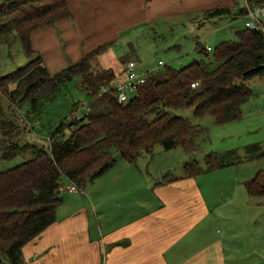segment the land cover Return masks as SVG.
Wrapping results in <instances>:
<instances>
[{"label":"trees","instance_id":"trees-1","mask_svg":"<svg viewBox=\"0 0 264 264\" xmlns=\"http://www.w3.org/2000/svg\"><path fill=\"white\" fill-rule=\"evenodd\" d=\"M248 2L253 5L264 0ZM209 11L215 16L230 13L228 8L219 7ZM247 13V7L240 8L233 18ZM70 15L67 0L0 3V34L14 31L30 57L25 65L0 76V94L7 100L8 110L20 109L28 102L31 112H39L62 85L77 75L82 77V88L93 97L89 112L76 114L49 132L47 145L14 141L19 125L13 118L7 119L0 106V158L31 151L28 159L0 171V264H25L23 246L56 221L62 186L67 182L84 189L87 182L115 164V151L130 162L144 153H153L157 144L165 149L182 146L187 153L194 154L199 147L197 138L204 129L174 110L192 106L196 116L209 113L218 124L239 119L243 105L253 95L250 80L264 76V32L244 27L236 31V40L222 41L216 46L215 67L205 66L204 58L180 68L168 65L149 76L138 86L136 94L122 103L115 89L100 95L102 87L118 77L113 68H93L94 59L111 42L99 45L55 73L36 54L32 44L34 31ZM196 45L200 53L209 55L207 47L200 42ZM125 56H121L123 63L130 60H125ZM193 83L197 85L192 86ZM263 156L264 141L246 145L244 155L238 149L209 152L204 166L194 157L186 161L181 177L198 176ZM177 178L168 173L158 183ZM245 185L251 196L264 197V169Z\"/></svg>","mask_w":264,"mask_h":264},{"label":"crops","instance_id":"crops-1","mask_svg":"<svg viewBox=\"0 0 264 264\" xmlns=\"http://www.w3.org/2000/svg\"><path fill=\"white\" fill-rule=\"evenodd\" d=\"M67 1L70 16L32 34L36 54L43 57L50 71H53L52 62L61 68L67 67L99 45L106 42L112 45L123 39L126 30L150 24L165 12H204L220 2ZM243 16L247 19V14ZM111 45L97 56L96 63L102 68H113L116 75L121 76L124 65L113 67L106 59L108 53L116 57ZM257 80L258 84H264V76L253 78L249 84ZM253 87L256 91L253 89L247 102L253 99L252 105L259 106L258 111L263 113L264 94ZM223 169L192 177L177 175L178 178L169 183L157 182L152 210L108 227L92 221L83 205L72 208L66 217H59V209L64 205L61 200L56 221L23 246L24 262L264 264V197L248 193L245 183L251 177L233 175Z\"/></svg>","mask_w":264,"mask_h":264},{"label":"rangeland","instance_id":"rangeland-1","mask_svg":"<svg viewBox=\"0 0 264 264\" xmlns=\"http://www.w3.org/2000/svg\"><path fill=\"white\" fill-rule=\"evenodd\" d=\"M251 5L248 0H220L204 12H165L150 24L126 30L122 35L123 39L111 45L116 57L108 53L107 62H111L113 67H122L125 63L120 60V56L126 55L125 60L137 61L139 70L155 71L163 70L168 65L180 68L204 58L205 66L215 67L216 46L222 41L236 40V31L245 27L246 18H233V15L239 8H248ZM217 7L228 8L230 13L210 15L209 10ZM197 42L205 47H212L208 56L198 51ZM97 59L96 57L93 61V68L100 69L101 66L96 63ZM29 60L30 57L14 31L0 34V76L25 65ZM160 61L162 64H159ZM51 69L55 73L62 68L52 62ZM81 81L82 77L77 75L62 85L56 96L47 101L37 113L30 111L31 104L28 102L20 109L14 107L9 111L7 100L0 94L3 115L7 119L13 118L19 125L13 140L47 145L52 129L80 113L77 109L78 101L87 104L92 101L93 97L82 88ZM255 82H251L252 89L255 90L253 86H256L259 89L257 91L264 94V84H258V80ZM129 94L134 96L136 92ZM252 104L253 99L243 107V114L239 119L225 124L216 123L209 113L202 117L196 116L192 106L175 109L176 114L188 118L204 129L197 138L199 147L194 154L187 153L182 146L165 149L161 144H157L153 153H144L136 161L130 162L115 151V164L94 181L87 182L85 188L81 189L82 193L63 190L61 200L64 205L59 209V217H66L72 208L80 205L90 212L92 221L104 227L120 220L127 221L145 215L154 205V187L157 182L168 173L181 175L184 163L192 157L204 166L205 156L209 152L222 153L238 149L244 155L247 144L264 141V112H259V106ZM2 146L1 144L0 154ZM30 156L31 151H22L13 158H0V171L16 166ZM261 169H264V156L226 166L223 170L230 171L233 175L253 178ZM5 264L11 263L6 261Z\"/></svg>","mask_w":264,"mask_h":264},{"label":"built area","instance_id":"built-area-1","mask_svg":"<svg viewBox=\"0 0 264 264\" xmlns=\"http://www.w3.org/2000/svg\"><path fill=\"white\" fill-rule=\"evenodd\" d=\"M245 27L261 30L264 32V2L256 3L248 7L247 19L245 22ZM208 50H212L211 46H207ZM159 64H162L160 61ZM142 71L138 69V63L135 59L128 60L122 70V75H118L117 79L108 85L102 87L100 95L109 90L115 89L117 93L118 100L122 103L128 102L133 96L129 92L137 91L138 86L144 84L149 76L158 71ZM197 83H193L192 86H196ZM264 88V86H263ZM77 108L80 113L78 115H84L90 111V105L78 101ZM69 190L71 192H83L75 184L69 183L62 186V190Z\"/></svg>","mask_w":264,"mask_h":264}]
</instances>
